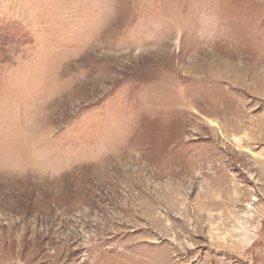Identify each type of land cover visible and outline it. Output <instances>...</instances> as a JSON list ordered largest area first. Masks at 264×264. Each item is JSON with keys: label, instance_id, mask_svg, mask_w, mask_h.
Segmentation results:
<instances>
[{"label": "rangeland", "instance_id": "1", "mask_svg": "<svg viewBox=\"0 0 264 264\" xmlns=\"http://www.w3.org/2000/svg\"><path fill=\"white\" fill-rule=\"evenodd\" d=\"M259 158L264 0H0V264L251 263Z\"/></svg>", "mask_w": 264, "mask_h": 264}, {"label": "crops", "instance_id": "2", "mask_svg": "<svg viewBox=\"0 0 264 264\" xmlns=\"http://www.w3.org/2000/svg\"><path fill=\"white\" fill-rule=\"evenodd\" d=\"M253 164L259 165L261 169L260 181L264 183V158L254 160ZM235 183V178H232ZM231 182V181H230ZM261 183L257 187L247 188L234 185L227 190V205L232 206L229 209L226 218L227 221H233V232L237 239L242 243L250 245L246 247L245 252L252 255L251 263L242 259V264H254V257H258V264H264V244L255 248L254 244L262 241L264 243V222L259 219V215L264 214V184ZM239 250V249H238ZM244 252V254H245ZM232 255L231 253H227ZM254 255V256H253ZM233 256H228L230 258ZM240 260V259H239Z\"/></svg>", "mask_w": 264, "mask_h": 264}, {"label": "built area", "instance_id": "3", "mask_svg": "<svg viewBox=\"0 0 264 264\" xmlns=\"http://www.w3.org/2000/svg\"><path fill=\"white\" fill-rule=\"evenodd\" d=\"M263 221H264V215H263Z\"/></svg>", "mask_w": 264, "mask_h": 264}]
</instances>
